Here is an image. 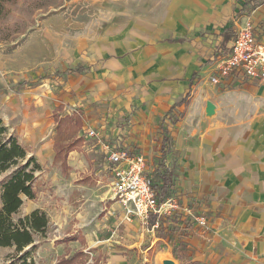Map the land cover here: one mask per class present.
Segmentation results:
<instances>
[{
	"label": "crops",
	"instance_id": "crops-1",
	"mask_svg": "<svg viewBox=\"0 0 264 264\" xmlns=\"http://www.w3.org/2000/svg\"><path fill=\"white\" fill-rule=\"evenodd\" d=\"M248 22L264 40V0H168L161 24L155 28L119 29L113 35L99 36L97 43H87L93 50L87 64H100L104 70L98 73L106 80L82 75L85 69L82 73L59 71L58 80L50 75L40 84L17 90L19 82L33 79L0 77V93L11 98L8 107H18L15 115H23L19 130L23 136L15 134L45 169L51 160L68 166V155L84 141L79 134L62 145L70 140L63 137L66 128L58 130L57 119L70 117L59 118L55 113V141H45L41 153L32 151L35 141L48 133L50 118L31 111L30 101L64 102L75 96L100 102L96 90L101 85H117L118 93L121 86H130L131 94L121 96L113 113L92 114L87 131L95 128L101 137H88L105 157L102 143L144 155L148 173L161 159L160 123L169 130L172 142L165 164L174 172L172 194L181 204L179 225L187 235L173 242L158 238L156 229H147L138 220H124L117 201L99 228L98 242H104L106 250L104 264H131L129 253L138 252L135 248L146 231L154 239L143 246L144 257L163 242L168 248L160 253L172 255L178 249L189 263L264 264V81L238 77L218 84L211 81L236 32ZM189 92L188 102L175 108ZM14 94H21L18 102ZM59 140L68 150L64 161L56 159ZM198 216L209 220L206 235L195 220ZM147 261L145 257L144 264Z\"/></svg>",
	"mask_w": 264,
	"mask_h": 264
},
{
	"label": "rangeland",
	"instance_id": "rangeland-1",
	"mask_svg": "<svg viewBox=\"0 0 264 264\" xmlns=\"http://www.w3.org/2000/svg\"><path fill=\"white\" fill-rule=\"evenodd\" d=\"M167 1L16 0L11 6L8 23L21 22L26 32L13 41L0 42V77H9L13 81L19 77L37 79L52 75L58 80L59 71L82 67L85 69V72H79H83L82 75H93L92 80H106L98 73L104 70L100 64H87V57L93 53L87 43H97L99 36L113 35L119 29L134 27L146 31L155 28L161 24ZM130 88L121 86L122 92L118 93L117 85H101L96 90L100 102L75 96L64 102L55 99L30 101L31 111H40L43 117L50 118L46 127L48 133L35 141L32 151L41 153L45 141L50 138L55 141V113L59 118H71L70 122L62 123V128H66L63 137L70 140L62 141V145L76 140L79 134L84 141L78 150L68 155V166L63 167L54 160L46 162V169L38 179L37 198L26 199L16 215L19 218L41 209L49 216L45 237L37 238L40 243L35 253L38 263L67 264L72 259L74 264H104L106 250L105 243L98 242L102 233L99 228L104 224L102 219L108 208L118 203L114 198L113 175L107 168V157L96 141L88 137L87 127L92 123V114L106 117L113 113L121 96L131 94ZM14 97L18 102L21 94H14ZM10 100L7 94L0 93V118L9 126L11 133L19 135L23 115H15L19 112L18 107H8ZM27 127L28 130L33 129L31 125ZM103 131H108V128ZM19 136L21 139L23 135ZM6 176L4 174L0 181ZM152 179H155L154 175ZM144 233L140 245L135 248L138 252L129 253L131 264H144L145 257L149 259L146 264H163L166 258L175 260V264H191L183 257L185 252L178 249L177 252L173 250L172 255L160 253L168 248L163 242L144 257L145 254L141 253L143 246L154 239L147 231ZM12 253L13 249L0 248V264H6Z\"/></svg>",
	"mask_w": 264,
	"mask_h": 264
},
{
	"label": "trees",
	"instance_id": "trees-1",
	"mask_svg": "<svg viewBox=\"0 0 264 264\" xmlns=\"http://www.w3.org/2000/svg\"><path fill=\"white\" fill-rule=\"evenodd\" d=\"M16 0H0V42H9L15 40L24 34L25 28L21 22L13 24L8 23L11 14V6ZM182 42L183 40H177ZM83 69L67 68L64 73H79ZM58 72L57 74H59ZM197 74H194V77ZM50 75H44L37 79L25 80L19 82L15 87L17 90L40 84ZM194 81L191 82V86ZM188 95L180 102L175 104L181 106L188 102ZM71 118L57 119L59 123L58 130H61L63 122H69ZM162 130V144L160 148L161 159L157 167L148 175L155 179L152 181V187L156 192L159 204L164 203L172 196V188L174 186V172L165 164L166 156L170 150L172 138L169 130L160 123ZM57 160L64 161L68 150L57 142ZM45 170V166L38 157L31 154L29 149L23 145L19 137L15 133H11L9 128L0 118V178L7 176L0 181V248L13 249L10 259L6 264H40L35 258L40 243L37 238L45 237L49 227V216L41 209L33 210L31 213L16 218L26 199L35 200L38 196L37 183L41 173ZM182 220V214L174 213L173 216L151 215L149 220L150 227L156 221H159V227L155 230L158 238L167 239L173 242L175 239L187 235L179 222ZM72 259L67 264H74ZM191 264H199L191 262Z\"/></svg>",
	"mask_w": 264,
	"mask_h": 264
},
{
	"label": "built area",
	"instance_id": "built-area-1",
	"mask_svg": "<svg viewBox=\"0 0 264 264\" xmlns=\"http://www.w3.org/2000/svg\"><path fill=\"white\" fill-rule=\"evenodd\" d=\"M238 77L245 80L264 81V40L255 32L251 22L246 23L236 32L230 45L229 52L219 62L217 74L211 77L215 84L222 79ZM92 139L101 137L100 131L90 128L87 131ZM107 152L113 175L112 189L114 198L120 203L124 211V220L134 222L138 220L149 229L151 215L173 216L181 210L177 196H170L164 203L159 204L153 179L148 175L147 161L142 154H133L125 148L115 144L102 143ZM186 212H191L186 209ZM201 233L206 235L210 231V223L206 216L195 218ZM159 221L151 226V230L159 227Z\"/></svg>",
	"mask_w": 264,
	"mask_h": 264
},
{
	"label": "water",
	"instance_id": "water-1",
	"mask_svg": "<svg viewBox=\"0 0 264 264\" xmlns=\"http://www.w3.org/2000/svg\"><path fill=\"white\" fill-rule=\"evenodd\" d=\"M163 264H175V261L168 259V260H164Z\"/></svg>",
	"mask_w": 264,
	"mask_h": 264
}]
</instances>
